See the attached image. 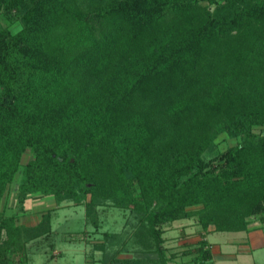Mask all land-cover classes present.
<instances>
[{"label": "trees", "instance_id": "16d2710c", "mask_svg": "<svg viewBox=\"0 0 264 264\" xmlns=\"http://www.w3.org/2000/svg\"><path fill=\"white\" fill-rule=\"evenodd\" d=\"M221 131L239 140L215 151ZM18 172L0 264L53 236L51 209L21 221L33 198L83 205L94 226L99 207L128 211L92 264H169L175 220L264 217V0H0V202Z\"/></svg>", "mask_w": 264, "mask_h": 264}, {"label": "rangeland", "instance_id": "374dc122", "mask_svg": "<svg viewBox=\"0 0 264 264\" xmlns=\"http://www.w3.org/2000/svg\"><path fill=\"white\" fill-rule=\"evenodd\" d=\"M260 127H255L259 129ZM238 137L229 135L226 131H221L214 140L215 151L225 149L227 146L236 143ZM30 157L27 149L22 156L21 162H26ZM20 179L18 172L7 192L0 202L1 208L7 213L14 212V189ZM11 206V207H10ZM28 213L22 217L21 221L27 225H33L40 219V214L47 209H51L52 234L48 237H38L25 243L24 252L28 259V264H92L97 262L102 255L101 250L95 248L96 244L102 241L104 231L122 232L129 228L130 214L128 211L109 207L108 205L99 207L97 210V224L91 219H86L83 205H74L71 202L56 204L50 198L31 199L26 202ZM211 227V226H209ZM163 245L167 250V255L174 252V260L169 264H195L192 259L194 254H181L185 249V243L194 244L191 241L197 230H201L195 217L181 219L167 224L163 228ZM4 234V233H3ZM3 234L2 237H3ZM230 236L221 232H213L208 235L210 241L223 242ZM189 240V241H188ZM118 249V246H113ZM133 253H120L118 256H130Z\"/></svg>", "mask_w": 264, "mask_h": 264}, {"label": "crops", "instance_id": "0c3cea01", "mask_svg": "<svg viewBox=\"0 0 264 264\" xmlns=\"http://www.w3.org/2000/svg\"><path fill=\"white\" fill-rule=\"evenodd\" d=\"M210 226L206 230H197L191 238L194 244L187 242L182 245L185 246L182 248L191 249L192 252L189 255H198L197 247L200 243L204 244V249L209 251L208 260L195 264H264V217L251 218L245 230L222 231L230 236L223 242H213L208 239L210 233L218 232L212 225Z\"/></svg>", "mask_w": 264, "mask_h": 264}]
</instances>
